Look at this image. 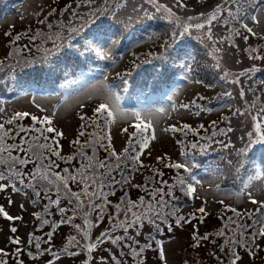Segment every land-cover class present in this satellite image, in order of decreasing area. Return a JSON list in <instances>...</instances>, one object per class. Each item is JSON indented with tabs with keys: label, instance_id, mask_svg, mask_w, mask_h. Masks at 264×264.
I'll return each mask as SVG.
<instances>
[{
	"label": "rangeland",
	"instance_id": "374dc122",
	"mask_svg": "<svg viewBox=\"0 0 264 264\" xmlns=\"http://www.w3.org/2000/svg\"><path fill=\"white\" fill-rule=\"evenodd\" d=\"M8 2L3 6L8 9L3 8L0 4V61L4 62V71L0 72V82L2 83L0 95H7L0 99V108L4 110L0 112V124H4L5 130L8 131L6 142L13 144L14 133L19 132L20 126L26 129L51 126L54 133L61 132L62 135L59 136L58 144L62 152L68 151V140L76 136H80L83 140L90 139V134L93 133L96 136V123L88 116L102 102L106 86L116 88L122 97L121 104L125 108H165L166 113L154 114L153 128L140 135V139H143L144 136L149 137V144L141 153L140 161L136 163L135 169L131 161L126 163L124 175L128 177V181L120 183L121 194L116 195V199L110 198V200L117 203L118 198H121L124 207H126L127 201L139 204V201L134 199L136 194L142 190H147L150 194L149 198L155 203L160 194L157 193L155 200H153L152 191L156 188H163L164 192L167 193L171 184L170 179L175 173L185 178L195 175L200 184L195 185L196 192L192 195L191 202H183L175 210L172 218L167 215L166 222L156 219V224L161 231L157 232L152 224L144 220L140 226L130 228L126 239L116 244L117 248L112 245V250L117 255L120 264H207L208 251L212 249L211 236L212 233L214 236L216 235L217 225L202 220L213 217L217 221L216 216L221 212L222 206L243 208L247 200L250 199L247 195L248 192L252 193L251 199L264 201V183L251 179L264 172V144L255 145L256 150L260 152L261 166L259 168L255 165L251 167L250 170L253 172L244 175L239 181V186L232 188L226 187L234 185L231 181L233 176L227 172L226 166L201 150L209 139L208 135H205L207 131H210L212 135L219 136V138L225 134L224 144L220 145L221 150L219 151L228 152L227 158L230 160L237 150L247 144L250 139L248 133H255V122L252 117L264 107V59L253 58L255 56L264 57V1H255V7L245 5L249 19L244 22L254 29L256 35L247 33L245 29L240 27L239 23L225 24L223 20L227 18V13H221L220 21L214 22L212 25L213 39L217 41L216 47L220 48L221 51L213 53L212 41L206 38L201 39L202 33L206 32V29H191L183 36H177L173 39L172 32L174 30L179 32L182 29L177 28L168 20L160 18L163 12H156L155 8L146 0H126L123 7L115 10V15L110 11L105 15L109 21H114L116 24L117 35L104 45L113 59L103 60L98 58L95 53L92 54L91 58L83 56L85 62L90 61L88 67L81 66L75 78L73 74H68L67 83L62 85L61 92L55 95L54 93L51 95L36 94L31 90L9 95L15 91L12 88L13 81L11 78L20 67L17 63L18 60L21 64L24 60H39L33 54L36 53L41 39L38 38L33 42L28 38L29 35H34L38 30L44 33L49 32L47 24H40L39 20L47 16L52 8H56L57 12L48 17V22L53 23V31H58L59 29L55 26L57 21L67 24L71 19V11L60 15V10L68 4H72L75 8V0H9ZM158 2L171 7L182 21H186L189 16L200 17L201 13L209 14L218 3H221V0H181L185 5L184 7H178L176 0H158ZM103 6L104 0H95L92 10ZM111 7H114V4ZM237 7L238 5H229L233 12L236 11ZM141 9L146 10L149 15L146 16ZM84 10L88 13L90 11L87 5H81L76 9L81 14L78 19L73 21L76 26L87 20ZM251 15H256L258 22L251 21ZM99 18L105 20L104 15ZM233 28L237 29L240 34L237 35L232 32L231 29ZM16 35H21V39L13 43ZM185 35L186 39H182L185 38ZM88 38L90 37L85 39ZM113 41H118V43L113 44ZM51 43V40L47 41L44 47L50 48ZM228 43L231 44L230 47L233 50L226 47ZM17 48L22 49V51L16 52ZM252 49L257 51L251 53ZM161 52L166 55L167 59L177 63L178 68L176 70L183 76L181 83L163 97L168 99L171 96L172 100H164L163 103L153 101L151 105L148 101H145L146 104L139 102L137 105H126L124 101L140 99L148 91L146 90L142 94L139 86L149 83L151 88L158 78L166 80L165 77L171 75V70L159 67L156 55ZM185 53L189 55H185ZM143 57L148 61L146 64L152 65V68H150L149 73L141 72L142 76L137 77V81L133 82L136 86L128 82L125 90L118 74L130 73L126 76L129 81V77L133 76L135 67L142 63L140 59ZM217 59L221 64L220 69L215 67ZM75 63L77 62H73L72 59L63 67L68 69L69 65ZM186 65L191 66L192 71L190 73L187 72ZM39 66L41 65L38 64L37 67ZM43 67L46 66L43 65ZM253 67L258 71H247ZM223 71L231 73L228 80L221 79ZM241 72L246 74L239 77L240 82L234 83L233 80ZM173 76L166 81L172 82ZM31 77L36 78L35 75ZM197 81L201 82L198 83ZM35 84L40 88L46 83L41 81ZM6 90L10 91L7 92ZM159 90L160 86L157 87V91ZM242 91L243 95H241ZM149 93L153 96L151 91ZM226 93H231V95H226ZM160 94L158 93V95ZM172 104L177 106L175 111L171 108ZM180 104H189V108H180ZM253 104L255 107H252ZM36 105H40V107L38 108ZM57 105L60 107L53 117V110ZM16 112H27L29 115L8 124L7 121ZM197 112L199 115H196ZM45 115L52 117L51 125H48L47 122L42 125L39 122ZM81 115L86 117L83 120V125H85L83 129L78 127ZM32 116L37 117L36 122H33ZM224 119H228V122L225 123L227 129L221 131V129H217V123ZM132 124L133 122L130 120L117 119L110 126H104L101 130L103 137L106 140V137L110 136L112 140L108 150L114 149L117 154L123 151L128 145V137L135 130ZM185 124L189 127L184 128L183 125ZM173 126L177 129L176 131H165V129H170ZM124 128H127L128 131L122 132ZM81 131L85 133L83 136L80 135ZM32 132L35 133V131L22 133L30 134ZM153 132L155 139H151ZM133 139L135 142L137 138L134 137ZM20 142L21 140L15 144H20ZM228 142H230V146L227 145ZM193 144L196 145L195 148L192 147ZM81 145H83V141ZM182 146L187 153L186 156L181 155ZM105 147H108L107 140ZM136 150L137 152L140 151L138 144ZM19 156L23 157L24 153L21 152ZM108 156L98 157L97 160H108ZM241 158L244 159L245 166H251V164H247L251 158L250 149L243 157H238V159ZM140 163L143 164V167L139 166ZM174 163L189 165L191 173L183 168L181 170L166 167V165ZM74 165L75 162H72L63 169L67 168L69 172L75 173ZM122 167L125 166L122 165ZM4 168V165H0V171H3ZM63 169L57 168L56 172L63 174ZM103 172L101 170L99 173ZM158 173H163V175H158ZM111 177L120 180V170L113 171ZM164 181L167 184H164ZM0 183L9 184V181L6 179ZM245 183L249 184V188L237 195ZM16 184L22 191L14 192L11 187L0 191V203L4 210L12 217H22V219L9 220L2 213L0 214V250H2L0 261L4 264H49L50 261L51 264H86V262L87 264H107L109 255L105 248L108 246V240L105 239L93 252L88 253L76 244L70 245L69 238L75 236L82 246L95 241L102 232H109L112 236H124L125 233L122 228L114 227L124 218L121 220L120 217L116 220L110 219L109 208L96 200L95 203L102 204L104 208V218L98 220L97 212H89L87 200L83 210L79 211L80 216L77 214L71 224L60 223L67 216H72V211L69 210L62 216L56 205H50L45 212L44 206L49 201L43 198L42 193L40 197H36L33 190L26 187V182L25 185H20L18 181ZM217 185L220 186L219 190H217ZM124 190L127 191V196L123 195ZM52 192L50 196L57 195L55 190ZM172 193L171 196L165 195V201L184 192L174 187ZM34 200L38 202L33 203ZM59 207L65 208L66 204L61 202ZM124 207L121 205V209ZM201 207L205 208L204 213L198 211ZM114 208L117 211V208ZM138 210L133 209V211ZM85 212L89 213L90 223L88 224L84 223ZM119 212L124 217L123 210ZM34 213H39L40 216L37 217L33 215ZM244 215L251 218L249 212ZM180 216L185 217L188 222L177 225L176 219ZM43 219H47L49 223L43 224ZM54 224L55 227H53ZM76 224L88 231L87 239L84 238L83 231H78L74 227ZM110 225H113V232L110 231ZM13 227L17 229L15 233L11 231ZM50 232L52 236L49 240L47 234ZM194 234L200 237L207 236L208 239L201 240L197 246L193 239ZM15 238H19V244L12 243ZM157 239L162 241L165 254L163 261L155 243ZM37 242L40 244L39 249L34 248ZM141 243L145 245L151 243L152 246L140 252V249H143ZM17 248L21 250L19 253L16 252ZM47 248L50 251H47ZM64 249L79 254L73 256L66 253L55 259L51 256ZM253 250L254 248H252ZM239 264H261V260L258 255L253 258L245 256Z\"/></svg>",
	"mask_w": 264,
	"mask_h": 264
},
{
	"label": "snow or ice",
	"instance_id": "6c2138e0",
	"mask_svg": "<svg viewBox=\"0 0 264 264\" xmlns=\"http://www.w3.org/2000/svg\"><path fill=\"white\" fill-rule=\"evenodd\" d=\"M146 2L150 5H152L156 12H163V15L160 17L162 19L168 20L169 22L175 24L177 28L182 29L181 31H173L172 32V38L175 39L177 36H183L185 33L189 32L191 29L196 30H204L206 29V32L202 33L201 39L203 40L206 38L209 41H212V50L213 53H218L221 51L220 48L216 47L217 41L213 39V33H212V25L214 22H219L222 12L227 13V18H224L223 22L225 24L229 23H239L240 27L242 29H245L247 33L256 35V32L252 27L249 26L248 23L244 22L249 19V13L247 12V8L245 5H249L251 7H255L256 3L255 0H221V3H218L215 6V9L210 12L209 14L205 15L204 13L200 14V17H187L186 21H182L179 16L176 15V13L173 11L171 7L166 6L165 4H161L158 2V0H146ZM126 3V0H104V6L102 8H96L95 10H92V6L95 4V0H75V8H73L72 4L66 5L63 9L60 10V15H63L64 12L71 11V19H69L68 23L65 24L61 21L56 22V28H58V31H53L54 25L51 22H48V17L52 16L54 13L57 12L56 8H52L47 16H45L43 19L39 20L40 24H47V28L49 30L48 33H44L43 31H36L34 35H29L30 41H36L38 38L41 39V43L37 46V50L42 52V56L38 61H29L24 60L21 64L18 60L17 63L20 66L23 76L20 77V79L17 80V84H19L21 87H24L25 84H30L29 80L25 79L24 77L28 76H40L44 73H47L50 77L54 76V74L59 70V65L61 64V61L64 60L67 57H71L72 59L79 60L80 57L85 56L87 58H91L92 54L95 53V55L103 60H109L113 59L112 55L109 51H107L104 47L108 43L109 40L112 39L113 36L117 35V30L114 29L112 25H106L105 21L102 19H99L100 16L106 15L109 11L115 15V10L123 7ZM178 7H184L185 5L181 2V0H176ZM114 4V7H111V5ZM81 5H87L90 9L88 15L89 20H97V23H94L92 28L89 29L87 33H84L86 37H90L88 39H85L82 44H80V47L77 48L75 45L79 43V40H77V37L80 36V33L83 32L84 27L87 25L89 20H84L82 23H80L78 26H76L73 21L78 19L80 17V13L76 11ZM229 5H238L235 12H233ZM141 11L144 12V14L147 16L149 13L141 9ZM251 21L258 22V18L256 15H251L250 17ZM196 21V22H192ZM232 32L239 35L240 33L237 31V29L233 28L231 29ZM247 38V37H245ZM21 39V35H16L15 41H19ZM51 40V47H44V44ZM67 42V48H65V43ZM118 43V41H113V44ZM26 47V46H25ZM83 49V51H81ZM16 52L22 51V49L17 48L15 50ZM257 50L252 49L251 53H255ZM250 53V55H251ZM12 55V54H10ZM185 55H189L188 53H185ZM255 59H264V57L255 56L253 57ZM143 63H148L147 60L143 61ZM4 62L0 61V72L4 71L3 67ZM36 64H39L41 66L37 67ZM43 65H48V67H43ZM215 67L220 69L221 64L219 59H217V62L215 64ZM187 72L190 73L192 71L191 66L186 65ZM248 72H254L258 71L255 67L248 69ZM246 73L241 72L239 73L236 78L233 80L234 83L240 82L239 77L244 76ZM130 75V73H125L123 75L118 74L120 76V82L124 86L125 90L128 86V80L126 79V76ZM231 76V73L228 71H223V76L221 79L228 80ZM200 83L201 81H197ZM226 95H231V93H226ZM241 95H243V91L241 92ZM91 98V97H89ZM121 95L116 90L115 87L108 88L106 86L105 94L102 98V102L99 103V105L94 109V115L99 118L103 117L104 125L105 127L110 126L111 124L115 123L117 119H124V120H130L133 122L132 126L135 129L131 135L128 137V145L123 149V151L119 154L115 152L114 149H112L109 152V159L108 160H97L95 157V146L96 143H98V140H95V133L90 134V140L85 141L83 145H80V151L78 152V155H80L84 162L81 164V167L75 170V173L69 172L67 168L63 169L61 172H56L53 169L58 167V164L56 161H53L50 159L51 156H56L58 158H62L60 156V151L58 148H53L52 144H56L57 141L54 139L51 143L48 142L49 137L44 135V132L51 133L54 131V129L51 126H48L46 129L41 128H35L32 129H26L23 126L19 127V132H25L28 133L29 131H35L36 133H39V135L32 137L28 136L27 139L24 137H21L20 144H9L6 142V138L8 136V131L5 130V125L0 124V165H4L5 168L3 171H0V181L8 180L9 184L0 183V191L6 190V188L11 187L14 192H20L22 189L17 187L16 182L18 181L20 185H25V177L27 176L29 179L28 184L26 187L31 188L33 190L34 196L40 197L41 192L43 191L45 198L49 201L48 204H46L45 211L49 208L50 205H56L58 208V211L63 215L69 211V209H66L64 207H59L61 203V199H67L69 204H74L73 208L71 209L73 215L67 216L65 219H62L60 223H68L71 224L73 222V218L77 215L79 211L83 210L85 199L88 200V208L89 212H97V219L103 220L104 218V208L102 207V204H97L95 201L97 199L101 200L103 204L110 203L107 201V197L103 191L104 187L108 185L109 183V177H111V173L114 169H119L121 172V178L120 180H116L114 177H111V183L120 184V183H126L128 181V177L124 175V171L126 170V163L131 161L134 165L137 162L140 161V155L143 152L144 148H146L149 144V137L144 136L143 139H140V135L147 132L149 129L153 128V116L156 113L164 114L166 113L165 108H125L121 104ZM169 101L172 100V97H168ZM66 102V101H65ZM194 103V102H193ZM38 108L40 105H36ZM60 106H55L53 110V117L56 114V110ZM83 107V105H81ZM176 105L172 104L171 108L173 111L176 110ZM180 108L188 109L189 104H180ZM252 107H255L253 104ZM4 110L0 108V112H3ZM43 111V109H41ZM29 113L27 112H16L8 121V124H12L14 121H16L19 118H23L25 116H28ZM196 115H199V112L196 113ZM33 122L37 121L36 116L31 117ZM82 121L86 119L85 116L81 115L79 117ZM253 121L255 122V133L249 132L248 136L250 139L248 140L247 144L243 148H240L237 150V157H243V155L249 151V149L252 148L253 145L257 144H264V123H262V120H264V107L260 109V112L257 113V115H254L252 117ZM42 125L47 122L48 125H51L52 117H49L45 115L42 120L39 121ZM85 125H81V128L83 129ZM184 128H188L189 125L185 124L183 125ZM203 127V126H201ZM176 131L177 129L173 126L170 129H165V131ZM10 131V130H9ZM128 129L124 128L122 129V132H127ZM223 131V130H221ZM228 131H231V129H228ZM19 134V133H17ZM85 133L83 131L80 132V135L83 136ZM57 136L62 135L61 132H56ZM41 137L44 140V143H40ZM134 137L137 139L134 142ZM252 137H255L254 139ZM108 139V147L105 148L106 151H108V148L111 146V138L110 136L107 137ZM151 139H155V135L153 132V135ZM178 143H180L178 141ZM27 145V147H24V145ZM74 145L80 144V141L77 139L76 141H73ZM139 145L140 151L137 152L136 145ZM84 147H92L93 148V156L87 157L86 154L83 152ZM100 147H105L104 144H100ZM193 148L196 147L195 144L192 145ZM227 147V145H225ZM17 149L20 152L24 153L23 158L18 155H13L12 150ZM131 149V153H130ZM134 153V154H132ZM181 155H187V153L184 151L183 146L181 148ZM74 158V156L67 157V160L70 161ZM160 159V158H157ZM47 161V163H45ZM35 162V167L31 171V173H25L23 172V166H26L29 163ZM229 165L232 164V161H228ZM124 165L125 167H122ZM140 167H143V164L140 163ZM244 166V159H237L236 161V171L239 172L240 169ZM166 167H173L176 169H185V171L191 173V167L185 163H174L170 165H166ZM104 169L105 171L103 173H97V169ZM158 175H163V173H158ZM257 181H261L264 183V172H261L257 175H255L253 178ZM73 182L79 185H82L80 191H73L69 187V182ZM194 182V183H193ZM164 184H167L166 181L163 182ZM176 183L180 185L181 191L185 193L186 196H192L196 192V186L197 184H200V181L197 179L195 175H190L188 178L178 176L176 179ZM139 187V186H138ZM217 190H219V185L216 186ZM91 188V193H89V189ZM249 188V184L245 183L243 185V188L240 190V192L237 193V195H240L245 190ZM55 190L57 194V198L53 200L49 193L51 191ZM159 193V199L155 200L156 194ZM26 194V193H25ZM153 200H155V203L152 201H149L145 203L143 197L140 198L139 204L137 202L133 201H127L126 207L121 209V205L117 204L116 208L117 211L123 210L124 212V219L121 220L118 224L114 225V227L122 228L125 235L124 236H112L109 232H102L99 237L96 238L95 241L86 243L84 245H80L79 242L76 240L75 236H72L69 238V244H76L78 247H81L82 250H86L88 253L93 252L100 244L104 242V240L110 241L112 244H118L122 241H124L127 237L128 230L133 227H138L142 224L143 220H147L150 224H152L157 232L161 231L159 226L156 224V219H160L162 221L167 220V215L164 212V208L167 207V203L165 201V195L171 196L172 193V186L168 187V192L165 193L163 188H156L152 191ZM247 195L251 199L252 193L248 192ZM11 203V201H9ZM38 201L34 200L33 203H37ZM223 203V201H221ZM253 204L260 203L261 204V210H264V202H258L255 199H252ZM23 207V206H21ZM133 209H139L138 211H133ZM173 209V214H174ZM200 213L205 212V208L201 207L198 209ZM231 211L236 213L237 217H239L241 214L236 212L235 208H232ZM0 213H2L7 219L14 220V219H22V217H12L10 216L2 206H0ZM33 215L39 217V213H34ZM89 213H84V223L88 224L90 223V220L88 219ZM111 219V217H110ZM203 219V217H201ZM228 221L230 223H236V221H233L231 217L228 218ZM182 222H188V220L180 216L176 219V224L180 225ZM43 224H48L49 221L47 219L42 220ZM260 224V227L257 232H253L251 236V240H255L257 237H264V220L258 221ZM56 225L54 224L53 227ZM227 226V225H226ZM74 227L78 231H83L84 238L87 239L89 236V233L86 229H82L81 225L76 224ZM244 225L237 224L236 229H232L233 235L229 238L225 239V244L231 243V248H229V253L232 257L230 264H237V261L240 259V256L233 250L237 245H242L249 248V251L251 252L252 249L249 247V242L244 240L243 237V229ZM13 233L17 231L15 227L11 229ZM237 232H239V237H237ZM49 237V240L51 239L52 233L47 234ZM218 236H225V232L223 230H220L217 232ZM39 240V238H36ZM154 239V238H153ZM194 242L197 246H199L201 240H207L208 237H200L196 234L193 236ZM19 238H15L12 240V243L19 244ZM31 242V241H30ZM156 245L159 247V254L160 257L164 258V251L162 247V241L156 240ZM151 243H147L145 245V248L151 247ZM259 247V245H256ZM36 248H40V244L36 243ZM144 249H140V252H143ZM21 250L20 248L16 249V252L19 253ZM50 251V249L48 250ZM68 255H78V252H69L68 249L63 250ZM135 251V250H134ZM221 251H224V247L221 246ZM2 252V250H0ZM139 254V253H137ZM29 255H32V253H29ZM55 255V254H54ZM58 258V256H57ZM0 264H4V262L0 261ZM51 264V261L49 262ZM87 264V262H86Z\"/></svg>",
	"mask_w": 264,
	"mask_h": 264
},
{
	"label": "trees",
	"instance_id": "16d2710c",
	"mask_svg": "<svg viewBox=\"0 0 264 264\" xmlns=\"http://www.w3.org/2000/svg\"><path fill=\"white\" fill-rule=\"evenodd\" d=\"M9 0H0V4L3 7L5 5L6 2H8ZM9 3V2H8ZM5 8V7H4ZM85 11V10H84ZM88 12L85 11V15H86V19L89 20L88 18ZM100 19V18H99ZM104 21L105 23L109 22L108 18L104 15ZM97 20H90L87 25L85 26L83 32L80 33V36L77 37V40H79V43H77L75 45V47L79 48L80 44H82L86 38V36L84 35V33H87L89 29L92 28L94 23H97ZM18 46V44H17ZM65 48H67V42L65 43ZM81 51H83V49H81ZM42 52L41 51H36L35 54H33V56H37L38 59L41 58L42 56ZM72 60L71 57H67L64 60L61 61V64L59 65V70L54 74V76H60L63 75L65 73V75L67 76V74H74L78 71V69L80 68L81 64L84 61V57H80L79 60H75L73 59V62H77V69L74 68L73 65H69L68 69H65L63 66L65 63H68V61ZM37 60H34V62ZM38 64H36L35 66H37ZM46 67H48V65H45ZM14 76L11 78V80L13 81L12 84V88L15 91H21L22 87H20L19 84H17V80L23 76V72L21 70V68L19 67L17 71H15ZM51 77V79L49 80V83L54 87L57 85L58 79L56 77ZM50 76L47 73H44L40 76H36V78H33L31 76L28 77H24L25 79L29 80L30 83H40L41 81H47V79ZM2 83L0 82V85ZM20 87V88H18ZM6 91H10V90H6ZM91 120H93L96 123V136H95V140H98L99 142L96 143L95 146V157L96 159L98 157H103L106 155H109L110 150L106 151L105 148L106 147H100V144H106V140L108 141L107 137L106 140L102 135L101 130L104 128V120L103 117H99L97 118L94 113L89 114L88 116ZM83 124V121L80 120L79 122V129L81 128V125ZM92 127H94L92 125ZM43 129L46 128H42V127H38ZM217 129H221V126L218 124ZM19 133V134H17ZM39 135V133H30V134H25L22 132H15L14 133V141L13 143H16L18 141L21 140V137H24L25 139H27L28 136H32L35 137ZM44 135L49 137L48 142L51 143L52 140L54 139L55 141H57L56 144H52L53 148H58L60 151V156L65 159V160H61L60 158L56 157V156H51L50 159L53 161H56V163L58 164L57 168L63 169L67 164H71L72 162H75L74 165V169H78L81 167V164L84 162L83 158L78 155V152L80 151V145L81 142L83 141V144L85 141L88 140H83L80 136H76L73 139L68 140V153L66 152H62L61 148L58 144V139L59 136L56 135V133L51 132H44ZM205 135H208L209 139L208 142L205 143L204 147L201 148V150L203 151V153L209 155L211 158L213 159H217L220 162H222L225 166H226V170L227 172L232 175L233 177L231 178V181L234 183L233 187H238L239 185V181L240 179L246 175L247 173H249V168L250 166H243L239 172L236 171V161L238 159L237 157V151L234 155V157L232 159H230L232 161V164L229 165L228 161L229 159L227 158L228 152L227 153H222L219 150H221L220 145L224 144L223 143V138L224 135L222 136V138H219V136H215L212 135L210 131H207V133H205ZM80 141V144L78 145H74L73 141L76 140ZM40 143H44L43 138L41 137ZM112 142V140H111ZM109 143V142H108ZM227 145L230 146V142L227 143ZM25 147H27V145L25 144ZM251 150V158L249 159L247 164H252L254 161H256L257 159V150L255 148V145L252 146ZM13 155H20V151L16 150H12ZM83 152L86 154L87 157H92L94 152H93V148L92 147H84L83 148ZM69 156H74V158L70 161L67 160V157ZM23 158V157H22ZM109 158V156L107 157ZM45 163H47V161H45ZM35 162L29 163L26 166H23V172L25 173H31V171L34 169L35 167ZM53 169L54 171H56V169ZM101 170L105 171L104 169H97V173H99ZM118 169H114L113 171H116ZM182 170V168H181ZM112 171V172H113ZM178 173H175V175H173V177L170 179L171 184L169 186H172V188L176 187L178 189L180 188V185H178L176 183V179L178 177ZM25 182L28 184L29 179L26 176L25 177ZM120 186L121 184H115V183H111V177L109 178V183L107 186L104 187L103 191L107 197V201L110 203L104 204L107 208H109L110 210V217L113 220H116L118 217H120V220L124 217H122V213L121 212H117L116 209L114 207H116L117 204H121L124 207V202L122 201L121 198H118V202L114 203L110 200V198L116 199V195L121 194V190H120ZM69 187L73 190V191H80L82 185L73 183V182H69ZM54 190V189H53ZM43 194V198H45L43 191L41 192ZM53 192L51 191L49 193L52 194ZM89 193H91V188L89 189ZM124 196H127V191L124 190L123 192ZM143 197L145 203L151 201L150 194L147 190H142L139 193L136 194L135 196V200L136 201H140V198ZM51 198L53 200H55L57 198V195H51ZM46 199V198H45ZM190 199V196H186L184 193H181L178 196H173L172 198H168V200L166 201L167 203V207L164 208V212L166 214H168V216H170L172 218L173 216V209L176 210L177 208H179V206L183 203L186 202ZM99 200V199H97ZM87 201V199H85V202ZM101 203L102 201L99 200ZM61 202L66 204V209H69L71 211V209L73 208L74 204H69L67 199H61ZM84 202V203H85ZM261 202V201H258ZM264 202V201H263ZM103 204V203H102ZM125 208V207H124ZM232 208L236 209V212L240 213L241 215L239 217H237L236 213H234L233 211H231ZM221 212L216 216L217 221H215V219L213 217L209 218V219H203L202 221H208L210 223H215L217 225V232L220 230H223L225 232V236H218L217 232L216 235L214 236V234L212 233V236L219 241V243L215 244L214 242V247L213 249H218L221 250V246L224 247V251H227L228 253V258L227 256L223 257L221 256V253H211L209 257H207V259H211V264H230V261L232 259L230 253H229V248H231V243L229 244H225V239L229 238L233 235L232 233V229H236L237 224H242L244 225V229H243V237L244 240L249 242V247L254 248L253 251H249L248 247L242 246V245H237L233 250L240 256V259L237 261V264H239V262L242 260L243 257L245 256H250L251 258L255 257V256H259L260 260H261V264H264V237H257L255 240H251V236L253 232H257L260 224L258 223V221L264 220V210H261V204L257 203V204H253L252 203V199H248L247 202L245 203L243 208H237V207H230V206H222L220 208ZM175 212V211H174ZM246 212H249L251 214V218H247L244 214ZM79 215V212L77 213ZM80 216V215H79ZM231 217L233 221H236V223H230L228 221V218ZM144 221V220H143ZM227 225V226H226ZM163 232V229H162ZM237 237H239V232H237ZM159 240V239H157ZM221 243V244H220ZM142 246H144L145 244H142ZM256 245H259V247H257ZM36 248V246L34 247ZM49 249L47 248V251ZM55 251H57L55 249ZM54 252V251H52ZM54 257V255H53ZM1 260V257H0Z\"/></svg>",
	"mask_w": 264,
	"mask_h": 264
}]
</instances>
